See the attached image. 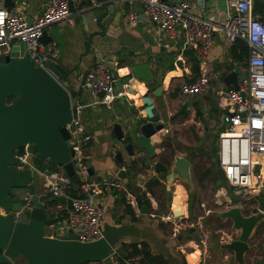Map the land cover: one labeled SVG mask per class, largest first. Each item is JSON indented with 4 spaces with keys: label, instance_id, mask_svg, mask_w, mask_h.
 Segmentation results:
<instances>
[{
    "label": "built area",
    "instance_id": "1",
    "mask_svg": "<svg viewBox=\"0 0 264 264\" xmlns=\"http://www.w3.org/2000/svg\"><path fill=\"white\" fill-rule=\"evenodd\" d=\"M73 0H48L41 13L28 23L25 17L9 11L0 5V62L10 53L11 47L19 41L27 44L25 57L37 67L51 73L48 63L57 59V49L40 42L43 32L51 26L72 17ZM129 6L138 3L143 13L150 19L155 29L158 47L173 50L178 37L182 44L172 61L173 68L187 73L186 52L192 51L199 64L208 61L214 49L218 34H223L225 44L231 48L237 41L246 44L247 53L237 72L245 74L238 79V87L225 86L222 77L212 70L195 78L179 83L180 94L185 98H201L205 113L209 111V101L214 100L221 111V130L218 131L216 158L217 166L226 179V188L217 193L225 205L231 203V195L256 196L264 192L262 171L264 170V11L254 10L253 0H224L223 13H215L206 8L205 0H120ZM95 4V3H94ZM132 15L131 23L138 20ZM231 71V70H230ZM229 70L227 71V73ZM216 80V83L214 81ZM131 79H123L108 65L105 59L98 58L87 69L81 86L90 94L84 101L70 93L71 120L66 125L69 133L68 148L73 152L70 161L78 177L77 184L66 172L54 166L49 157L36 168V154L25 150L14 152V166L19 170L36 169L41 175L43 191H27L20 197V207L16 210L0 208L3 215L11 216L15 222H27L35 202L47 196L64 201L66 220L51 221L46 224L45 235L61 238L68 231L82 242L95 241L102 237L101 224L103 209L97 198L102 194L103 184L120 191L130 206H137L136 196L130 187L118 180L101 183L89 179L85 151L93 135L88 131L84 112L91 106L111 109L117 99L127 98ZM221 83V85H219ZM205 98H208L205 100ZM231 115H228L227 113ZM167 134L166 129H162ZM221 201V200H220ZM225 241L224 238L221 239ZM16 264L15 260L10 263Z\"/></svg>",
    "mask_w": 264,
    "mask_h": 264
},
{
    "label": "water",
    "instance_id": "2",
    "mask_svg": "<svg viewBox=\"0 0 264 264\" xmlns=\"http://www.w3.org/2000/svg\"><path fill=\"white\" fill-rule=\"evenodd\" d=\"M14 5L15 0H4V6L9 11ZM26 20L29 24L33 21L32 18ZM40 42L44 45L54 42L58 46L57 59L48 63L51 73L37 67L31 59L24 56L27 49L24 41L16 42L10 53L0 62V208L7 211L16 210L21 205L19 200L13 199L11 192L28 186L37 173L36 169L19 170L13 165L14 152L16 150L23 152L27 145L29 151L36 154V168L49 157L54 166L61 167L66 172L73 184L78 182L70 161L73 152L67 145L69 133L66 125L71 120L70 92L64 86L67 70L59 63L63 56L65 39L57 28L52 27L43 32ZM128 66L130 72L121 77L123 79L135 78L150 82L155 76L151 73L149 64L129 62ZM221 74L223 84L234 89L238 87V79L245 77L244 73L238 77L233 70ZM164 90L163 83L158 86H147L145 93L140 97L147 121L128 125L125 133L120 119L113 122L115 117L109 116L108 123L112 124L113 135L123 145L129 158L135 156L136 150H141L138 153L140 157L146 156L149 160L157 157L152 137L164 128V124L160 116L154 112L153 98L160 96ZM128 91L136 92L131 88ZM10 97L15 99L9 102ZM186 106V103L182 104L180 113ZM209 107L211 113H217L214 100L209 101ZM112 111L113 116L120 115L115 108ZM220 113L218 112V115ZM227 114L231 115L229 112ZM216 133L217 130H214L208 135L209 144L214 140ZM115 159L123 167L120 149L115 151ZM153 166L156 174H165L166 190L170 189V184L180 181L187 184L190 192L192 191L191 162L187 157L176 154L168 165L154 161ZM88 172L91 174L90 169ZM218 175L225 180L221 169L218 170ZM117 176L120 179H127L128 174L122 168ZM262 179L264 182V171ZM131 181L134 182L135 179ZM173 199L174 197L172 201ZM220 200L222 205H225V200L223 198ZM142 212L147 213L148 209L143 207ZM173 216H182V211H174ZM218 216L222 219H231L233 228L240 231L236 239L220 243L218 247L232 252L235 264H244L250 234L264 218V214L244 216L239 208L233 207L220 212ZM45 227L46 205L41 199L35 202L27 222H15L11 216L0 212V264L10 263L20 255L27 258L28 264H82L98 261L109 263L112 250L121 239L135 237L140 233L133 224L106 225L103 227L101 238L82 242L68 231H64L61 238H51L45 235Z\"/></svg>",
    "mask_w": 264,
    "mask_h": 264
},
{
    "label": "crops",
    "instance_id": "3",
    "mask_svg": "<svg viewBox=\"0 0 264 264\" xmlns=\"http://www.w3.org/2000/svg\"><path fill=\"white\" fill-rule=\"evenodd\" d=\"M188 1L194 2L195 0ZM205 1L206 8L209 11L219 14L224 12V0ZM47 2L48 0H15V5L12 8V11L25 18L34 19L41 13ZM0 5L4 6V0H0ZM71 10L72 17L69 20L51 26V28H57L65 39L63 56L59 60V63L67 70L64 86L70 93L76 92V95L84 101L90 100V94L81 86L83 74L95 63L98 58L101 57L105 59V61L120 77H123L130 72V67L128 66L129 62L133 64H149L151 73L156 76H154L150 82H143L133 77L134 79H131L132 82L130 83V87L131 89L137 91L138 94L133 97L128 96L127 98L117 99L111 109L107 110L103 106H91L86 109L85 124L88 131L93 135V139L85 151L88 156V169L91 170V174L88 172L89 179L101 183L119 179V181L126 183L130 187L133 194H135L132 188L138 182L142 183L139 174L146 176L147 172L149 174L152 173L155 174V176H149L147 179L155 178L159 181L161 180L159 175L156 176V173L154 172V162H152L148 168V166H145V161L142 160V163L135 161L138 158L143 157L135 158L134 156L129 158L127 156L123 149V145L117 141L113 135L112 124L108 123L109 116L115 117L113 122H117L118 119H120L124 133L126 132L128 125L130 126L132 123L135 124L138 121L142 123L146 122L147 120L140 97L145 93L148 84H151L154 80L156 82V85L154 86L161 85L162 83L164 86H167V89L164 90L160 96L153 98L155 113L159 114L161 110L166 109L163 116L160 114V119L161 121H166L167 127H169V121L173 118V115L176 114L180 118L184 117L185 114H178V109L183 103L189 104L188 110L192 109V114L194 115L195 109L189 102V100H194V98H185L179 91V83L181 81L193 78L192 61L188 53L190 50L186 52V58L188 60L187 73H181L180 70L173 68L172 61L178 54V48L182 44V37H178L176 48L171 51L158 47L155 41L154 26L150 19L143 13V10L138 3L129 6L120 2V0H73L71 2ZM133 14H136L139 19L131 23ZM51 44L58 50L57 44L54 42ZM229 49L230 48H228L225 44L223 34H218L215 39V45L210 59L199 64L200 74L212 70L216 75L222 77L221 73L223 69H226L227 71L233 70L231 64H238L240 68L241 64L231 57ZM171 73L173 75L170 77L169 82L166 83V80ZM133 80H136L137 82H133ZM177 82L178 91H175L173 85ZM214 83H216V80ZM171 97H173V100L176 102H179L177 110L174 114L172 113L173 106L170 104ZM197 99L202 101L200 106H202L203 103L205 104L203 99L199 97H197L196 100ZM114 108L117 110V113L120 114L118 117L116 115L113 116L114 112L112 110ZM216 112L217 113L213 114L216 116V121L218 123L220 121L219 117L221 116V111L217 109V106ZM218 112L220 115H218ZM208 113L212 114L211 109H209ZM191 121L192 119L186 120L185 122H182V124H186V122ZM162 136L165 137L166 134H163ZM166 139L168 142L172 141L169 136ZM118 144L121 147H117ZM117 149H120L122 152L123 161L125 163L123 167H121L115 159V151ZM178 155L182 154L180 153ZM144 158L147 157L145 156ZM160 158L162 157H158L159 160ZM138 162L140 163L139 167L137 164ZM129 163H134L135 167L130 170L126 169L129 167ZM140 167H145L146 169L144 170L147 172L144 174L143 171L140 170ZM122 168L127 171V179H120L117 176ZM133 178L135 179L134 182L131 181ZM147 179L144 182L145 184L148 181ZM33 181L34 178L25 188L14 190L13 193L15 196L20 198L27 191H33L35 193L42 192V180L39 179L38 187L31 189ZM178 182L180 181H176V187L174 189L175 197L173 199V211L172 209L171 211L173 215V212L177 211L176 209H181L183 216L185 214V210L183 211L182 206V197L184 192L182 190L183 187L181 184L179 186ZM178 188L181 189L182 196L177 193ZM110 189L111 192H107ZM102 191V194H100V203L103 209V217L101 221L102 227L106 225L118 226L122 224H133L140 231L138 236L125 237L116 244L115 248L112 250L109 264H119L115 260V254H117V256L124 257L126 253L130 252L127 248H119L121 242L137 241L147 242L153 254H161L165 256L171 264H194V262L190 261L189 255L198 248H196V245H194V247L191 246L190 244L192 242L179 245L177 244L175 249H173L174 245L171 237L165 238L162 234L151 236V234L147 231L150 227L147 216H155L152 214L153 212H150V204L149 206H143L148 209L147 213L142 212L143 207L140 209L138 206H131L136 218L135 221H132L131 216L125 212V206L127 203L124 195L120 191H117L112 187L110 188L107 184H103ZM144 194L146 195V193ZM137 195L138 193L135 194V196ZM139 195H141V200H148V198L142 193H139ZM18 197L17 199H19ZM57 212L60 214H56ZM138 212H140V214H138ZM46 213L48 216H51V219L53 220L58 219L57 221L60 222H64L66 220V211L64 209V203L62 202H57L48 206L46 208ZM160 219L164 221L165 219H168V217L162 216ZM261 221L264 222V218ZM256 230L257 229H254L253 232ZM175 231H177V228H173V235H175ZM260 235L264 237V228ZM177 239L181 241L180 237ZM228 241L229 240L226 241L225 239L224 242ZM188 246H190L191 249ZM185 248L189 249V253L185 251ZM201 248L202 251H200ZM198 250L200 255L197 264H210V260H213L214 262L216 259L215 256L208 255L207 250L203 247L200 246ZM136 262V257H131L125 260V264H137Z\"/></svg>",
    "mask_w": 264,
    "mask_h": 264
},
{
    "label": "rangeland",
    "instance_id": "4",
    "mask_svg": "<svg viewBox=\"0 0 264 264\" xmlns=\"http://www.w3.org/2000/svg\"><path fill=\"white\" fill-rule=\"evenodd\" d=\"M231 67L237 72L239 71L238 64L233 63L231 64ZM151 85H156L155 80L151 83ZM219 85H221V83ZM173 87L175 91H178V82L176 84L174 83ZM164 89L166 90L167 86H164ZM170 99V104L171 106H173L172 113L174 114L177 110L179 102L173 100V97H171ZM189 102L195 109V117L192 114V109H190L187 113H185L184 117L180 118L176 114L173 115V118H171V120L169 121V127H167L166 121H162L164 127L166 126L164 129L168 131L166 136H169L172 139V141H170V144L167 143V137L162 136L163 134H165L164 131H160L156 134L157 139L154 138L155 136L152 137L153 145L156 146L157 157L155 159L149 160L148 158H144L145 156H143V158H138L137 160H135L136 162H141L142 160L145 161V166H148V168L152 162L159 161L158 157L163 154H165V157L167 158L169 163L173 159L174 155L180 153L190 160V171L193 186L192 191L190 192L189 186L187 184L178 182V185L180 186L181 184V186L183 187L182 190L184 193L182 197V206L183 211L185 210V214L183 216L172 215V198L175 197L174 189L176 187V181L173 184H170L169 190H166V182L163 179V174H156V176L159 175V178L161 180L159 181L160 184L157 186L153 185L151 186L150 190H147L146 184L144 182L149 176H155V174H149L147 171L146 173L144 170L146 168L140 167V170L147 175L145 176L139 174L142 183L138 182L132 189L135 194L138 193V195L140 192L143 194L146 193L145 197L148 198L150 204V212H153L152 214L155 215L154 217L147 216L148 223L150 225L147 231L151 234V236L162 234L165 238L171 237L174 245L173 249H175L177 244H185L187 242H192L190 245L193 247L194 245H196V248L198 249L201 246L205 250H207L208 255L215 256L216 259L214 260V262L213 260H210V264H235L233 261V253L220 249L218 247V244L223 243L221 241V238H225L226 241L236 239L239 236L240 231L235 230L232 227L231 219L227 218L222 220L220 219L218 214L233 207L239 208L242 215L244 216H251L258 213L264 214V192L259 196H244L240 194L231 195V193H228L231 203L228 205H222L221 201L218 200L217 193L222 188L224 189L227 187L226 179L222 180L218 175L219 168L216 164L217 158L215 154L214 156H211V154L205 151V148L212 144V150L214 153H216L218 137L217 135L218 131L221 130L220 124L222 123V118L220 116V121L217 123L216 116H214L213 113L206 114L204 107L200 106V104H202V101L200 99L196 100V98H194V100H189ZM198 106L201 112L200 115L197 114ZM165 112L166 109L161 110L160 113L157 114L159 116L160 114L163 116ZM85 117L86 111L84 112V120ZM191 119V122L182 124V122ZM214 130H217V133L212 143L209 144V142H207L208 135L211 134ZM165 144H167V146ZM163 146L164 149H162ZM117 147L121 146H119L118 144ZM184 148H189L193 151L200 149L201 152L200 155L194 158L191 155H186V153L183 151ZM169 149L173 150V154ZM139 162L137 163L138 167L140 166ZM33 178L34 181L32 183L31 189L38 187V181L39 179H41V175L39 173H35ZM201 178L202 181H199ZM180 188L177 189V193L182 196V191ZM107 192H111V189ZM17 197L15 196V200L17 199ZM100 197L101 195L98 196L97 201L101 205ZM176 210L178 211L181 209ZM58 212L56 214H58ZM138 214H140V212H138ZM162 216L168 217V219L162 221L160 219ZM173 228H177V231H175V235H173L172 232ZM263 228L264 222L260 220L254 228L257 230L253 232V229V231L251 232L248 240L249 249L245 253L244 264H264V237L260 235L263 231ZM178 237H180L181 241L177 239ZM188 247L190 248V246ZM187 248H185V251L189 253V249ZM200 251H202V248L200 249ZM197 262L198 261L194 262V264H197ZM15 263L28 264V260L25 256L20 255L15 260Z\"/></svg>",
    "mask_w": 264,
    "mask_h": 264
},
{
    "label": "trees",
    "instance_id": "5",
    "mask_svg": "<svg viewBox=\"0 0 264 264\" xmlns=\"http://www.w3.org/2000/svg\"><path fill=\"white\" fill-rule=\"evenodd\" d=\"M253 3H254V10L255 11H257V12L264 11V0H253ZM229 50H230L229 53L231 54V57L235 61H237L238 63H241L243 61V59L247 53L246 44L243 43L242 41H237V43H235ZM188 53H189V56H190L191 61H192L193 78H195V77L199 76V74H200L199 61L197 60V58L193 55V53L191 51H189ZM114 73H115V71H114ZM149 86L151 87L150 84H148V87ZM71 94L76 95L77 93L72 92ZM14 99H15V97H10L8 101L11 102ZM197 114L200 115L199 106H198ZM167 143L170 144V142H167ZM216 164H217V161H216ZM199 181H202V178ZM159 184H160V182L158 179L151 178L146 182V188H147V190H150L151 186H153V185L157 186ZM13 191L11 192V195H12L13 199H15V195H14ZM143 195H145V194H143ZM41 200H43L45 202L46 208L48 206L54 204V203H57V202L64 203V201L62 199L54 198L51 196L44 197ZM136 202H137L138 208H140V209L143 206H146V205L149 206L148 200H141V195L136 196ZM125 212L131 216L132 221L136 220V218L134 216V211L130 205L127 204L125 206ZM57 220L58 219H54V220L51 219V216H48V214L46 213V224L51 222V221H57ZM119 248H121V249L127 248L130 250V252L126 253V255L124 257L117 256V254L114 255L115 260L119 264H125V260H127L128 258H131V257L137 258V262H136L137 264H171V262L165 256H163L161 254H153L149 248L148 243L145 241L121 242ZM82 264H109V263L104 262V261H98V262H91V263L86 262V263H82Z\"/></svg>",
    "mask_w": 264,
    "mask_h": 264
},
{
    "label": "flooded vegetation",
    "instance_id": "6",
    "mask_svg": "<svg viewBox=\"0 0 264 264\" xmlns=\"http://www.w3.org/2000/svg\"><path fill=\"white\" fill-rule=\"evenodd\" d=\"M225 71H227L226 69H223V71L222 72H225ZM187 104V106H186V108H185V110L182 112V113H180V111H181V109H182V105L179 107V109H178V114L179 115H183V114H185V113H187V111H188V109H189V104L188 103H186ZM166 146H167V144H165ZM162 149H164V146L162 147ZM213 148H212V144L210 145V146H207V148H205V151L207 152V153H209V154H211V156H214V152H213V150H212ZM170 150V149H169ZM141 151V150H140ZM139 150H136V152H135V158H137V157H140V156H138V153L140 152ZM171 151V153L173 154V150H170ZM183 151L186 153V155H191L192 157H197L198 155H200V149L199 150H196V151H193L192 149H189V148H184L183 149ZM160 157H162V158H160V160L159 161H161L162 163H164L165 165H168V160H167V158L165 157V154H163V155H161ZM134 159V158H133ZM132 159V160H133ZM125 164V163H124ZM130 165H129V167H127L126 169H128V170H130V169H132V168H134L135 167V164L134 163H129ZM164 176H165V174H163ZM149 179H151V178H149ZM149 179H147V180H149ZM164 179V178H163ZM165 180V179H164ZM141 193V192H140Z\"/></svg>",
    "mask_w": 264,
    "mask_h": 264
},
{
    "label": "bare ground",
    "instance_id": "7",
    "mask_svg": "<svg viewBox=\"0 0 264 264\" xmlns=\"http://www.w3.org/2000/svg\"><path fill=\"white\" fill-rule=\"evenodd\" d=\"M120 74V73H119ZM173 74L171 73L169 76H168V78H167V80H166V83H168L169 82V80H170V77L172 76ZM138 94V92L136 91L135 93H129L128 94V96L130 97V96H134V95H137ZM131 97V98H132ZM156 136L157 135H155V137L154 138H156ZM157 139V138H156ZM159 139V138H158ZM155 140V139H154ZM264 171V170H263ZM219 195H221V192H219ZM172 207H173V201H172ZM199 255H200V252H199V250L198 249H196L194 252H192L190 255H189V259H190V261H192V262H195V261H198V259H199Z\"/></svg>",
    "mask_w": 264,
    "mask_h": 264
}]
</instances>
